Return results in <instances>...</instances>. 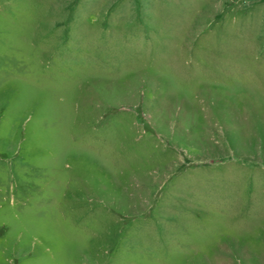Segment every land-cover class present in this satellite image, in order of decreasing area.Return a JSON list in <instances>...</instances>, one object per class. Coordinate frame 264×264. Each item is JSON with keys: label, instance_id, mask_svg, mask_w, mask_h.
Listing matches in <instances>:
<instances>
[{"label": "rangeland", "instance_id": "1", "mask_svg": "<svg viewBox=\"0 0 264 264\" xmlns=\"http://www.w3.org/2000/svg\"><path fill=\"white\" fill-rule=\"evenodd\" d=\"M0 264H264V0H0Z\"/></svg>", "mask_w": 264, "mask_h": 264}]
</instances>
